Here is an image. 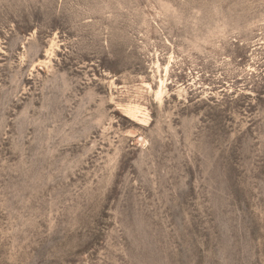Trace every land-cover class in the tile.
Instances as JSON below:
<instances>
[{
	"label": "rangeland",
	"instance_id": "obj_1",
	"mask_svg": "<svg viewBox=\"0 0 264 264\" xmlns=\"http://www.w3.org/2000/svg\"><path fill=\"white\" fill-rule=\"evenodd\" d=\"M0 264H264V0H0Z\"/></svg>",
	"mask_w": 264,
	"mask_h": 264
}]
</instances>
